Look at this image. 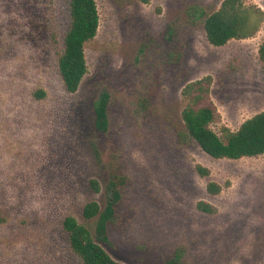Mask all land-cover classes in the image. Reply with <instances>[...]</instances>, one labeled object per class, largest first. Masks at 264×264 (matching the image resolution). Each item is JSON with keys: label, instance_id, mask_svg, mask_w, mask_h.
Returning <instances> with one entry per match:
<instances>
[{"label": "rangeland", "instance_id": "rangeland-1", "mask_svg": "<svg viewBox=\"0 0 264 264\" xmlns=\"http://www.w3.org/2000/svg\"><path fill=\"white\" fill-rule=\"evenodd\" d=\"M96 1L88 71L69 92L58 65L69 0H0V264H83L67 215L123 264H264V154L214 158L182 118L185 86L206 76L223 139L264 111V18L254 36L216 46L204 23L223 0ZM245 2L264 13V0Z\"/></svg>", "mask_w": 264, "mask_h": 264}, {"label": "trees", "instance_id": "trees-1", "mask_svg": "<svg viewBox=\"0 0 264 264\" xmlns=\"http://www.w3.org/2000/svg\"><path fill=\"white\" fill-rule=\"evenodd\" d=\"M144 2L148 0H142ZM70 27L65 34L63 48L58 58L59 71L64 85L69 92H76L88 71L85 44L98 32L100 15L96 0H69ZM264 13L256 5H248L245 0H223L218 10L205 18V30L211 44L220 46L231 39H244L254 36L263 22ZM259 56L264 65V41L259 48ZM211 76L195 80L185 86L184 93L188 97V105L182 112L188 134L200 147L214 158L239 159L242 157L264 154V111L246 119L236 131L226 130L223 139L212 127L220 114L210 97ZM44 94L43 91L40 92ZM109 94L104 91L98 99L96 112L97 128L108 129ZM202 173L208 170L199 166ZM92 185L99 189L93 180ZM209 189L217 193L221 186L211 182ZM198 207L206 212L214 210V206L200 202ZM100 212L97 201H90L83 208L87 219ZM111 213V205L101 213L97 231L105 236L106 221ZM4 217L0 211V223ZM63 229L67 232L71 250L83 264H123L110 255L93 237L89 227L73 215L63 219ZM170 264H181L172 259Z\"/></svg>", "mask_w": 264, "mask_h": 264}]
</instances>
